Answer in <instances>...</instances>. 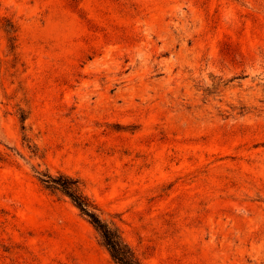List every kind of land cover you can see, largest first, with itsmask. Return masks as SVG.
I'll return each instance as SVG.
<instances>
[{
    "label": "rangeland",
    "instance_id": "1",
    "mask_svg": "<svg viewBox=\"0 0 264 264\" xmlns=\"http://www.w3.org/2000/svg\"><path fill=\"white\" fill-rule=\"evenodd\" d=\"M264 264V0H0V264Z\"/></svg>",
    "mask_w": 264,
    "mask_h": 264
},
{
    "label": "trees",
    "instance_id": "2",
    "mask_svg": "<svg viewBox=\"0 0 264 264\" xmlns=\"http://www.w3.org/2000/svg\"><path fill=\"white\" fill-rule=\"evenodd\" d=\"M40 181L51 190H58L67 195L75 206L85 215L100 233L103 243L117 264H142L133 249L122 238L119 231L105 223L97 212L95 204L83 193L78 178L66 174L52 176L44 174Z\"/></svg>",
    "mask_w": 264,
    "mask_h": 264
}]
</instances>
